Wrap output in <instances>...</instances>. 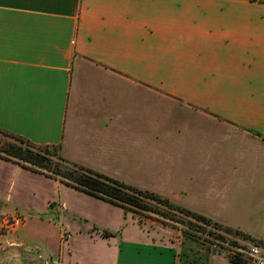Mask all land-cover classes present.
<instances>
[{"label": "crops", "instance_id": "crops-1", "mask_svg": "<svg viewBox=\"0 0 264 264\" xmlns=\"http://www.w3.org/2000/svg\"><path fill=\"white\" fill-rule=\"evenodd\" d=\"M195 3L0 0V128L136 185L197 108L208 123L195 127L239 133L247 165L264 168V1ZM0 201L28 211L0 247L38 243L64 264H232L194 235L151 239L122 206L1 157Z\"/></svg>", "mask_w": 264, "mask_h": 264}, {"label": "rangeland", "instance_id": "rangeland-1", "mask_svg": "<svg viewBox=\"0 0 264 264\" xmlns=\"http://www.w3.org/2000/svg\"><path fill=\"white\" fill-rule=\"evenodd\" d=\"M195 1L186 0V4H196ZM243 1L257 4L264 0ZM196 109H187L185 112L183 136L159 139L156 144L159 151L154 153L152 176H143L142 183L134 185L156 191L177 205L208 216L218 223L217 227L197 221L177 210H172L174 215L170 217L143 210H129L127 216L129 221L135 220L151 239L168 242L177 240L179 236L194 235L195 240L207 243L213 251L230 259L226 246L215 243L217 240L264 243V168L258 169L256 163L247 165L246 154L242 151L246 146L241 147L245 139L239 133L227 135L228 139H211L208 137L209 132L195 127L200 123H208ZM238 128L239 132L243 130ZM215 129L217 133L221 131L220 123ZM248 131L250 137L254 136L251 130ZM2 138L6 140V137ZM249 142L251 152L253 150V153H257L259 144L252 139ZM51 206L54 204L51 203ZM17 207L13 202L0 201V214L19 211L21 208ZM23 213L28 217V211L24 210ZM39 215L47 218L48 214ZM181 218L194 222V225L181 221ZM29 224L36 225L34 217ZM216 234H221V237ZM66 237L67 233L64 232L61 239L65 241ZM2 244L0 264H34L38 253L50 255L38 243H35L36 246H18L7 242Z\"/></svg>", "mask_w": 264, "mask_h": 264}, {"label": "trees", "instance_id": "trees-1", "mask_svg": "<svg viewBox=\"0 0 264 264\" xmlns=\"http://www.w3.org/2000/svg\"><path fill=\"white\" fill-rule=\"evenodd\" d=\"M2 137H6V140H1ZM0 157L17 161L28 169L44 173L50 177H60L62 181L70 185L122 206L126 213L129 210H143L170 217L169 215H174L171 211L177 210L197 221L216 227L218 225L208 216L177 205L171 202L169 198L154 191L127 184L72 162L60 154L58 145H36L29 139L4 128H0ZM181 221L194 225V222L190 220L181 218ZM184 232L189 233L186 230ZM104 234L108 235L109 232L105 231ZM216 235L221 237V234ZM229 260L232 264L236 263L232 258Z\"/></svg>", "mask_w": 264, "mask_h": 264}, {"label": "built area", "instance_id": "built-area-1", "mask_svg": "<svg viewBox=\"0 0 264 264\" xmlns=\"http://www.w3.org/2000/svg\"><path fill=\"white\" fill-rule=\"evenodd\" d=\"M27 221V215L20 211L0 214V235L16 231ZM215 243H222L226 246L230 258L234 264H264V243L252 240H241L223 242L217 240ZM41 264H63L60 256H51L44 253L37 255Z\"/></svg>", "mask_w": 264, "mask_h": 264}]
</instances>
